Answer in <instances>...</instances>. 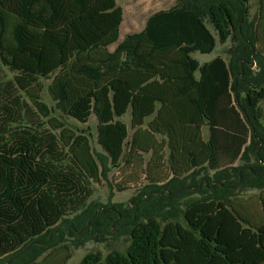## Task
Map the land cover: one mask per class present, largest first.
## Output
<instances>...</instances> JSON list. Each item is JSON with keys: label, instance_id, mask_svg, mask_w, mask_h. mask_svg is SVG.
<instances>
[{"label": "trees", "instance_id": "obj_1", "mask_svg": "<svg viewBox=\"0 0 264 264\" xmlns=\"http://www.w3.org/2000/svg\"><path fill=\"white\" fill-rule=\"evenodd\" d=\"M251 1L176 0L120 40L117 0H0V66L20 91L0 101V264H38L64 235L116 230L125 251L79 264H264V2L252 18ZM219 40L233 41L229 59L193 56ZM42 78L61 113L96 116L102 152L52 115ZM21 95L52 130L9 138ZM144 154L147 182L129 205L86 202L88 183ZM242 187L262 188L259 206Z\"/></svg>", "mask_w": 264, "mask_h": 264}, {"label": "rangeland", "instance_id": "obj_2", "mask_svg": "<svg viewBox=\"0 0 264 264\" xmlns=\"http://www.w3.org/2000/svg\"><path fill=\"white\" fill-rule=\"evenodd\" d=\"M264 0H252L251 1V15L253 17H258L261 13L262 5ZM118 4L124 9V20L121 25L120 40L124 38L127 33L135 32L141 30L150 14L153 12L170 8L175 3L176 0H117ZM264 24V23H263ZM211 27V25L209 24ZM212 28V27H211ZM264 28H261L263 30ZM264 31V30H263ZM233 41L229 40L223 43L219 40L218 47L216 51L212 53L202 54L196 52L193 54L200 62H205L213 59L218 55H222L229 59V49H231ZM117 43L110 46L111 50H114ZM16 72L8 70L6 67L0 66V101H2L3 96H7L10 93L17 94L20 92L16 87L14 82V76ZM52 78H42V91L41 98L52 109V115L57 117L59 121L65 124L68 132L82 133L88 136L90 140L91 147L94 153L102 152L103 149L98 142V120L93 114L87 122H81L73 117L65 115L57 110L54 100L52 99L48 86L51 83ZM17 90V92H16ZM2 102H0V105ZM19 116L16 117V122L13 125V132L9 135V138L14 139L15 130H25L30 129L36 133H43L44 131L52 130L49 125L43 126L40 124L45 118L37 110L36 107L31 103L29 99H26L21 95L20 105L18 106ZM4 109L0 108V115L3 113ZM5 118V117H4ZM122 119L128 124L130 136L134 132L131 126V112L128 111ZM206 129V134L208 130ZM57 133L60 132L56 130ZM127 151V148H126ZM150 158V155L144 154L142 156H136L134 160L130 163H126L123 159L119 166L112 168L107 172V177H103L100 182H91L87 184L90 194L88 196L84 195L83 198L86 202L97 201L103 204L107 203H121L124 205H129L132 197L138 195L141 188L146 184V161ZM244 163L243 160H239L237 164ZM236 164V165H237ZM195 189V188H194ZM262 192V188L257 187H242L239 191V197L245 199L246 203L259 204V194ZM200 194L191 193L187 197L195 198ZM81 201H84V199ZM184 198V199H188ZM183 199V205H185V200ZM259 206V205H258ZM253 206H251L252 208ZM77 206L70 207L68 209L67 216L74 215L78 209ZM263 215V212L260 214ZM179 219L184 221L183 215H179ZM84 240V239H82ZM76 237H70L64 235L62 241L59 244L47 251L43 256H41L37 261L38 264H50L61 260L67 253H70V258H68L66 264H79L82 258L92 252H101L103 256H106L109 252L113 250L125 251L129 244V236L124 232H119L116 230L114 234L108 236H102L101 239L89 238L84 240V243H78Z\"/></svg>", "mask_w": 264, "mask_h": 264}, {"label": "crops", "instance_id": "obj_3", "mask_svg": "<svg viewBox=\"0 0 264 264\" xmlns=\"http://www.w3.org/2000/svg\"><path fill=\"white\" fill-rule=\"evenodd\" d=\"M164 9H167V8H164ZM159 10H161V9H159ZM158 11V10H157ZM156 12V11H155ZM146 24V23H145ZM144 27H145V25H144ZM143 27V28H144ZM142 28V29H143ZM141 29V30H142ZM141 30H139V31H141ZM135 32H138V31H135ZM130 33H133V32H130ZM128 34V33H127ZM121 35V34H120ZM205 128H207V130H208V134H206V129ZM202 134H203V137H204V139L205 140H207L208 138H209V135H210V133H209V128H208V126H203V128H202ZM237 164V163H236ZM213 172H214V170H210V174H213Z\"/></svg>", "mask_w": 264, "mask_h": 264}]
</instances>
